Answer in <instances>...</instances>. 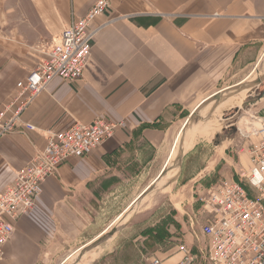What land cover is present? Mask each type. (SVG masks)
<instances>
[{"label":"crops","instance_id":"obj_1","mask_svg":"<svg viewBox=\"0 0 264 264\" xmlns=\"http://www.w3.org/2000/svg\"><path fill=\"white\" fill-rule=\"evenodd\" d=\"M95 2L0 0V112L14 102L18 84L47 59L49 51L38 46L54 45ZM94 27L103 28L83 77L53 81L25 108L22 119L36 130L0 134V193L45 148L48 134L99 118L128 127L93 153L70 159L44 182L35 211L15 224L0 264H69L95 245L149 188L104 229L92 210L98 199L131 186L158 164L159 175L165 173L179 136L203 108L224 107L218 125L227 123L220 131L232 139L198 183H213L216 175L238 180L251 166L250 150L259 138L236 117L246 100L225 106V96L247 81L240 77L261 57L264 0H115ZM254 119L253 131L264 118ZM92 227L99 233L83 242ZM184 237L193 243L189 234ZM183 257L176 245L154 258L179 264Z\"/></svg>","mask_w":264,"mask_h":264},{"label":"built area","instance_id":"obj_2","mask_svg":"<svg viewBox=\"0 0 264 264\" xmlns=\"http://www.w3.org/2000/svg\"><path fill=\"white\" fill-rule=\"evenodd\" d=\"M114 1L96 0L84 17L63 30L47 59L18 84L12 105L0 112V134H11L23 128L36 130L23 121L25 108L53 81L73 82L83 77L96 38L104 27H94V24L111 10ZM127 127L122 120L99 118L90 124L75 122L66 130L45 136V148L37 151L0 193V263L15 224L35 211L44 182L55 177L70 159L93 153ZM255 134L259 143L250 150L249 170L239 172L238 180H225L211 187L210 192L199 199L204 208L199 223L208 242L212 264H264V119ZM179 251L184 255L179 264L195 263L190 249L180 245ZM149 264L162 262L152 258Z\"/></svg>","mask_w":264,"mask_h":264},{"label":"rangeland","instance_id":"obj_3","mask_svg":"<svg viewBox=\"0 0 264 264\" xmlns=\"http://www.w3.org/2000/svg\"><path fill=\"white\" fill-rule=\"evenodd\" d=\"M53 46L49 44L38 47L48 53ZM242 75L240 79L247 76L244 79L247 81L229 91V96H225L229 105L225 103V106L239 104L245 99V105L236 117L240 116L245 121L248 132L256 135L255 130L253 131L256 123L254 118H264V48L257 66L253 64L247 67ZM260 97L263 99L262 103L258 100ZM256 99L260 104L257 109H253ZM216 106L217 104L203 108L198 116L191 119L186 133L181 135L165 173L159 175L161 164H158L156 168L135 180L131 186L98 199L92 210L97 216V222L101 220L98 223L104 229L123 214L147 187L149 188L95 245L82 250L69 264H90L91 260H98L99 264H149L150 259L176 245H184L192 251L196 258L194 264H212L208 257V242L199 223L204 216V208L199 199L206 195L207 188V192H210L213 186H218L225 178L216 175L211 178L213 183L198 182L201 177L208 176L211 166L221 158L223 147L228 146L231 142L229 140L232 139V136H226L225 132L220 131L222 125L226 126L227 123L220 121L221 125H218L224 107L217 109ZM195 145L198 147L192 150ZM90 222L87 221L85 225ZM97 227L87 231V237L82 238L83 242L99 233ZM148 229L156 231L147 240L146 235L142 233ZM184 233L190 235L193 243H188Z\"/></svg>","mask_w":264,"mask_h":264},{"label":"trees","instance_id":"obj_4","mask_svg":"<svg viewBox=\"0 0 264 264\" xmlns=\"http://www.w3.org/2000/svg\"><path fill=\"white\" fill-rule=\"evenodd\" d=\"M154 231H156V230L149 229V230H147V231L145 232V235L151 237V236L154 234ZM157 234H158V233H156V235H157ZM157 236L159 237V234H158Z\"/></svg>","mask_w":264,"mask_h":264},{"label":"bare ground","instance_id":"obj_5","mask_svg":"<svg viewBox=\"0 0 264 264\" xmlns=\"http://www.w3.org/2000/svg\"><path fill=\"white\" fill-rule=\"evenodd\" d=\"M56 42H57V40H56ZM180 137H181V136H179V138H180ZM174 153H175V149H174V151H173L172 157H173ZM171 159H172V158H171ZM171 159H170V160H171ZM167 164H169V163H167ZM167 164H166L164 170L166 169ZM154 182H155V181H154ZM142 194H143V193H142ZM138 198H139V197H138ZM138 198H137V199H138ZM134 204H135V202L133 203V205H134ZM133 205H132V206H133ZM119 219H120V218H119ZM119 219H116V221H118ZM116 221L114 222V224L116 223ZM111 226H112V225H111Z\"/></svg>","mask_w":264,"mask_h":264}]
</instances>
